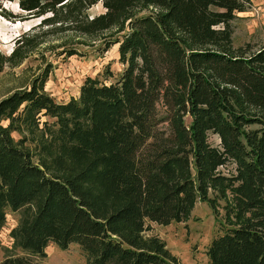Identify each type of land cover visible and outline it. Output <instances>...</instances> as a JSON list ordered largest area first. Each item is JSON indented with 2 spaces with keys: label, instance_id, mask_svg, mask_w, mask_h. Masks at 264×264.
Listing matches in <instances>:
<instances>
[{
  "label": "trees",
  "instance_id": "trees-1",
  "mask_svg": "<svg viewBox=\"0 0 264 264\" xmlns=\"http://www.w3.org/2000/svg\"><path fill=\"white\" fill-rule=\"evenodd\" d=\"M98 2L104 12L89 17ZM250 2L16 0L14 13L0 0L1 16L38 18L43 34L127 22L105 43L117 44L122 67L109 84L85 80L64 102L36 86L0 100V228L8 207H36L9 232L22 255L0 264H34L50 243L76 244L84 264H171L164 242L143 236L145 220L185 219L197 199L216 205L206 196L220 187L240 222L210 241L207 264H264V46L232 45L231 21ZM148 6L158 11L134 14ZM12 57L0 53V67ZM37 112L53 118L64 175L34 164L3 125ZM225 164L231 174L218 171Z\"/></svg>",
  "mask_w": 264,
  "mask_h": 264
},
{
  "label": "rangeland",
  "instance_id": "rangeland-1",
  "mask_svg": "<svg viewBox=\"0 0 264 264\" xmlns=\"http://www.w3.org/2000/svg\"><path fill=\"white\" fill-rule=\"evenodd\" d=\"M1 7L14 13L19 11L16 0H1ZM157 11L153 6L140 7L134 14ZM102 12L104 8L98 2L90 7L88 15L92 17ZM39 21L35 17L8 20L0 15V53L13 56L0 67V100L13 92L36 86L57 102H64L78 97L85 80L109 84L121 72L117 44H111L105 50V43L126 29V21L121 29L112 27L92 36L71 31L43 34L46 28L37 27ZM231 25L234 47L248 44L252 50H257L264 46V0H251L246 10L235 14ZM26 38L32 42L29 46L24 45ZM160 111L163 114L162 109ZM52 120L37 112L24 116L20 122L10 118L2 122L4 126L10 124L12 142L27 151L34 164L41 165L50 174L64 175L56 165L55 158L62 152V142ZM208 140L214 146L219 142L213 134L208 135ZM68 166L64 163V167ZM218 171L231 174L233 164H225ZM206 197L216 205L197 199L185 219L168 224L145 220L143 236L162 240L169 251L171 264H207L206 250L210 241L240 222L234 214L233 193L229 188H210ZM35 210L32 204L17 211L9 207L5 210V223L0 228V262L22 255L14 248L9 232L21 220L29 219ZM44 250V257L32 258L34 264H84V256L76 244L71 243L66 250H61L50 243Z\"/></svg>",
  "mask_w": 264,
  "mask_h": 264
}]
</instances>
